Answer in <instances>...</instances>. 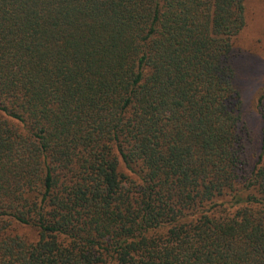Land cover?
<instances>
[{"label": "trees", "instance_id": "16d2710c", "mask_svg": "<svg viewBox=\"0 0 264 264\" xmlns=\"http://www.w3.org/2000/svg\"><path fill=\"white\" fill-rule=\"evenodd\" d=\"M253 0H0V264H264Z\"/></svg>", "mask_w": 264, "mask_h": 264}, {"label": "rangeland", "instance_id": "374dc122", "mask_svg": "<svg viewBox=\"0 0 264 264\" xmlns=\"http://www.w3.org/2000/svg\"><path fill=\"white\" fill-rule=\"evenodd\" d=\"M235 55L238 85L245 110L255 129L259 122L253 113L264 90V0L252 1L249 26L236 42Z\"/></svg>", "mask_w": 264, "mask_h": 264}]
</instances>
